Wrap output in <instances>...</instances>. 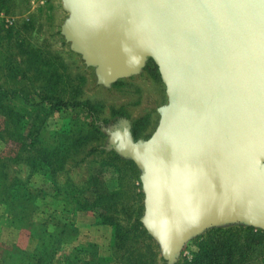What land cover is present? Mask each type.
<instances>
[{"label": "water", "instance_id": "water-1", "mask_svg": "<svg viewBox=\"0 0 264 264\" xmlns=\"http://www.w3.org/2000/svg\"><path fill=\"white\" fill-rule=\"evenodd\" d=\"M62 34L109 85L153 59L167 103L145 140L111 146L141 170L140 219L167 264L210 226L264 229V0H62Z\"/></svg>", "mask_w": 264, "mask_h": 264}, {"label": "rangeland", "instance_id": "rangeland-1", "mask_svg": "<svg viewBox=\"0 0 264 264\" xmlns=\"http://www.w3.org/2000/svg\"><path fill=\"white\" fill-rule=\"evenodd\" d=\"M69 16L62 0H9L7 3L0 0V97L13 99L10 104L0 101V129L6 123L18 126L11 137L5 133L0 138V177L4 179L0 178V183L7 188L14 177L25 181L30 173L28 190L42 200H34L37 207L28 215L34 221L44 222L46 233L62 227L78 232V241L77 238L68 240L67 246L53 258V264H61V258L80 244H85V249L99 259L111 255V227L97 223L95 208L81 210L65 202L72 189L89 186L90 191L80 197L91 199L94 191L105 193L120 188L121 208L116 216L122 224L133 222L138 216L140 221L144 211L141 170L131 159L118 153L110 140L116 133L114 125L120 121L129 124L134 140L147 139L160 119L158 108L167 103L165 85L151 58L132 75L109 85L98 83L95 67L86 64L62 34V26ZM53 70L59 79L54 78L45 85V72ZM33 124L41 126L39 135ZM78 130L80 143L68 149L66 144L75 139ZM22 144L34 145L29 154L23 152ZM45 146L49 152H54L56 147L59 157L56 159L50 154L49 162L44 164L46 168L34 174L36 170L30 169L32 156ZM58 187L65 193L56 195ZM21 221L24 226L10 220L0 205V264L13 245L25 251H32L36 246L37 240L30 235V223ZM238 225L247 226L241 223L210 226L188 238L175 263L192 257L195 240L206 231ZM147 234L151 238L140 237L139 247L145 253L149 248L157 264L161 259L165 261L157 242Z\"/></svg>", "mask_w": 264, "mask_h": 264}, {"label": "trees", "instance_id": "trees-1", "mask_svg": "<svg viewBox=\"0 0 264 264\" xmlns=\"http://www.w3.org/2000/svg\"><path fill=\"white\" fill-rule=\"evenodd\" d=\"M2 2L7 3L9 0H2ZM45 73L46 75L43 78L45 85L54 78L56 81L59 79V75L55 73V70ZM0 101L10 104L13 99L10 96L0 97ZM27 115L29 114L27 113ZM36 127L37 124H33L36 135H39L42 128L40 126L36 129ZM92 128L94 132H97L94 129V124ZM17 129L18 126L6 123L4 129H0V138L5 133H8L7 136L11 137V133L15 134ZM70 130L73 129L70 128ZM80 138V130H78L75 139L70 144H66L68 149L79 144ZM63 144L60 143L61 146ZM22 146L23 152L27 151L29 154L31 146L34 145L22 144ZM49 151L48 147L45 146L39 148L32 156L34 161L30 164V169L36 170L34 174L46 168H44V164L49 162L47 158L50 154L58 159L59 155L55 152L56 147L53 148L54 152ZM37 157L39 158L36 159ZM29 177L30 173L25 181L14 177L7 188L4 187L5 184L2 187L0 183V205L4 206V214H8L10 220L13 219L21 226H24L21 220L30 223V235L37 240V243L32 251H25V249L13 245L8 256L2 260L3 264H53V258L61 251L62 247L67 246L68 240H75L78 234L76 230L75 233H72L64 227L57 229L56 232L46 233L44 222L34 221L32 215H28L30 210L32 213L37 207L34 200H42V197L38 194L35 195L28 190L30 186ZM0 178L4 180L2 177ZM60 189L57 188L56 195L65 193ZM72 190H74L72 194L66 193L68 199L65 202L68 201L70 205L79 207L81 210H94L95 208L99 220L97 223L111 227V255L103 260L99 259L97 255L94 257L85 249V244H80L61 258V264H157L154 253H151L149 248H147L148 252L145 253L138 245L140 237H150L139 221V216L134 217L133 222L127 224H122L116 216L121 208V206L119 207V198L122 193L120 188L105 193L94 191L91 199L80 197L90 191L89 186H81ZM37 191L42 193L40 189ZM37 225H39V228ZM195 246L196 250L192 252L190 259H184L174 264H255V262L264 264V229L253 226L238 225L228 228H212L195 240ZM85 256L87 257L85 258ZM158 264H166V262L161 259Z\"/></svg>", "mask_w": 264, "mask_h": 264}, {"label": "crops", "instance_id": "crops-1", "mask_svg": "<svg viewBox=\"0 0 264 264\" xmlns=\"http://www.w3.org/2000/svg\"><path fill=\"white\" fill-rule=\"evenodd\" d=\"M76 238H77V241H78V236H76ZM75 241H76V239H75Z\"/></svg>", "mask_w": 264, "mask_h": 264}]
</instances>
